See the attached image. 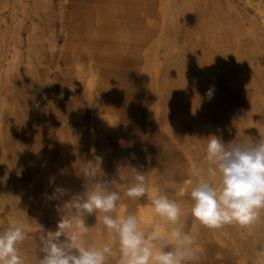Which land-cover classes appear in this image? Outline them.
<instances>
[{
	"label": "rangeland",
	"instance_id": "obj_1",
	"mask_svg": "<svg viewBox=\"0 0 264 264\" xmlns=\"http://www.w3.org/2000/svg\"><path fill=\"white\" fill-rule=\"evenodd\" d=\"M97 65L106 82L90 100ZM102 92L116 116L103 114ZM212 135L229 147L264 138V0H0V232L14 208L25 264H38L41 235L96 181L120 193L113 215L158 194L179 203L195 264H264V210L250 226L219 229L191 215V173L209 166ZM97 156L100 170L84 176ZM132 168L146 177L140 199L125 195ZM84 221L86 245L103 246L99 217ZM161 222L169 231L153 211L141 227Z\"/></svg>",
	"mask_w": 264,
	"mask_h": 264
},
{
	"label": "clouds",
	"instance_id": "obj_2",
	"mask_svg": "<svg viewBox=\"0 0 264 264\" xmlns=\"http://www.w3.org/2000/svg\"><path fill=\"white\" fill-rule=\"evenodd\" d=\"M213 90L206 93L211 99ZM206 146V170H192L197 182L191 188V215L208 229L227 224L250 226L264 210V138L231 147L215 135ZM195 148V146H193ZM102 158L87 163L82 171L100 170ZM135 183L125 195L140 199L147 193L146 177L136 168ZM218 177V183L215 178ZM94 189L63 205L70 214L61 217L57 230L41 235L42 258L38 264H195L198 258L195 237L180 223L181 206L167 195L151 199L156 216L171 227L167 234L159 224L141 227L136 213L113 215L121 200L109 181H96ZM63 191L60 188L56 192ZM95 214L106 229L107 239L101 247L88 246L84 237L88 232L84 217ZM61 237L64 239L61 240ZM27 233L13 221L0 232V264H25L20 245ZM258 255L264 257V250Z\"/></svg>",
	"mask_w": 264,
	"mask_h": 264
},
{
	"label": "bare ground",
	"instance_id": "obj_3",
	"mask_svg": "<svg viewBox=\"0 0 264 264\" xmlns=\"http://www.w3.org/2000/svg\"><path fill=\"white\" fill-rule=\"evenodd\" d=\"M162 15V14H161ZM155 19V18H154ZM147 20V19H146ZM102 19L100 17L97 18L96 20V24H97V28L100 29L101 26H102ZM152 21V18L150 17L148 19V23L151 24ZM154 23V22H153ZM149 24V25H150ZM156 24V23H155ZM148 25V26H149ZM67 26V25H66ZM154 26V25H153ZM151 27V26H150ZM160 30H161V27H160ZM95 33V32H94ZM126 34H127V48L130 47L131 45V37L129 35V32L126 30ZM92 39H94V37H92ZM120 45V44H119ZM126 47V46H125ZM124 48V47H123ZM99 65L96 66V68L94 67H91L88 69V75H87V79H86V86H87V90H88V95H89V98L90 100L93 98V94L95 93V91L98 90V87L100 85V82L101 81H104L106 82V79L103 77L99 67ZM102 99H103V102L105 103L103 105V114L106 116V117H111L113 115H117L118 114V111H119V107L118 106H115V105H111L109 100H107L105 98V95L104 93L102 92ZM12 206V205H11ZM17 212L15 211V209L13 208L12 209V212L10 213L11 214V217H12V220L15 221L16 219V214ZM137 215L139 217V220L141 222V225L144 223H149L152 219V215H153V208L151 206V202H148V203H145V204H142L139 208H138V211H137ZM160 225V231L161 233H167V229H166V226L163 222L159 223ZM100 224L97 225V228L98 230L100 229ZM87 227V226H86Z\"/></svg>",
	"mask_w": 264,
	"mask_h": 264
}]
</instances>
